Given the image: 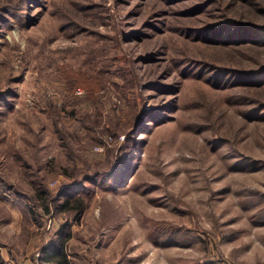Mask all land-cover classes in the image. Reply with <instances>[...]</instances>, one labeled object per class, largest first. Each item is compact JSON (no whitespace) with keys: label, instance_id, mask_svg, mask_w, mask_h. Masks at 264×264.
I'll return each mask as SVG.
<instances>
[{"label":"rangeland","instance_id":"obj_1","mask_svg":"<svg viewBox=\"0 0 264 264\" xmlns=\"http://www.w3.org/2000/svg\"><path fill=\"white\" fill-rule=\"evenodd\" d=\"M4 1L0 264H264V0Z\"/></svg>","mask_w":264,"mask_h":264},{"label":"trees","instance_id":"obj_2","mask_svg":"<svg viewBox=\"0 0 264 264\" xmlns=\"http://www.w3.org/2000/svg\"><path fill=\"white\" fill-rule=\"evenodd\" d=\"M166 2H168L167 0H165ZM175 1L176 4L181 3V0H173ZM191 1V4L184 6V13H187L189 15H185V16H195L197 13H201L203 11V9H207L209 7L212 6H216L218 8V10L222 11L223 14H228L229 15V11L232 9V7L234 6V3L236 0H229V2L227 3L226 0H188ZM244 3L247 0H242ZM175 3H171L170 2V6H176ZM180 5V4H179ZM9 7V1L5 2L4 0H0V13L2 15L3 12H5ZM180 9V8H178ZM182 9V8H181ZM243 21L241 19V17L236 18L235 16H229L228 19L226 20V22L219 24V26L217 27H229L231 26L232 30H236V29H240L245 33H248V31H252V32H261L264 34V29L259 28L256 26V22H254L253 20H247L248 22L246 24H243ZM211 26H206V27H201L198 29H191L188 28V30L190 31V34H193L194 32H200V33H211L213 31H215V27L209 28ZM180 28H186V27H180ZM224 30V29H221ZM245 36H243L241 34V39H244L243 41H245L246 39H249L247 37V34H244ZM242 41V42H243ZM204 42V41H203ZM208 41H205V43H207ZM258 45V44H257ZM61 70V74L62 76L68 80V82H70V84H72L71 86V91L73 93V98L75 100H81L83 98H85L86 101H90L91 103H96L99 99V95L101 90L106 87L107 83L109 82L108 79H110L108 76V79H105V77L101 74H97V75H87L84 72H77L75 70L69 69V68H60ZM101 70L99 69L97 72H100ZM118 77H120L123 81H124V77L126 76V73L123 72L122 68H120L116 74ZM83 89L84 91V96L83 97H78L76 96L74 93L77 91V89ZM88 121V116L87 115H83L82 120H81V127L83 129H86L88 131H95L98 128L97 127H90L87 124ZM108 132V130L106 131ZM131 137V135H130ZM82 187V186H81ZM80 204H83L82 202H80ZM84 208L83 205H80L79 208V212Z\"/></svg>","mask_w":264,"mask_h":264},{"label":"built area","instance_id":"obj_3","mask_svg":"<svg viewBox=\"0 0 264 264\" xmlns=\"http://www.w3.org/2000/svg\"><path fill=\"white\" fill-rule=\"evenodd\" d=\"M81 92L79 91L78 94H80Z\"/></svg>","mask_w":264,"mask_h":264},{"label":"crops","instance_id":"obj_4","mask_svg":"<svg viewBox=\"0 0 264 264\" xmlns=\"http://www.w3.org/2000/svg\"><path fill=\"white\" fill-rule=\"evenodd\" d=\"M36 262V260H34ZM45 262V261H44ZM43 264V263H42Z\"/></svg>","mask_w":264,"mask_h":264}]
</instances>
